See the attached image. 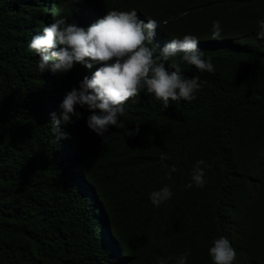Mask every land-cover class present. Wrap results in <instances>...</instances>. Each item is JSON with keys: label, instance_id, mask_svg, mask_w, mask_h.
Wrapping results in <instances>:
<instances>
[{"label": "trees", "instance_id": "16d2710c", "mask_svg": "<svg viewBox=\"0 0 264 264\" xmlns=\"http://www.w3.org/2000/svg\"><path fill=\"white\" fill-rule=\"evenodd\" d=\"M41 15L65 144L26 72ZM81 164L135 264H264V0H0V264H105L49 233Z\"/></svg>", "mask_w": 264, "mask_h": 264}, {"label": "clouds", "instance_id": "9594fccd", "mask_svg": "<svg viewBox=\"0 0 264 264\" xmlns=\"http://www.w3.org/2000/svg\"><path fill=\"white\" fill-rule=\"evenodd\" d=\"M25 31L24 46H27L26 50L31 59L30 67L26 72L40 75L42 81L51 88L55 95L47 98L49 126L55 132L56 142L65 144L67 140H71V136L63 120V112L55 93L59 88L57 75L59 74L62 45L58 42L60 36L54 19L48 15H41L39 25H29ZM55 48L57 51L54 50ZM49 53L55 54V62L48 59ZM28 131L32 134L35 132L33 128H29ZM66 151V155L74 154L79 157V152L74 146ZM67 179L75 181L74 185L78 186L70 185V188H59L54 192V200L62 211L60 215H55L50 219L49 233L53 231V224L57 222L59 240L74 238L75 248L69 256L77 254L91 263L135 264L118 230L112 223L107 204L87 176L84 166L76 167L75 173L66 171L64 180ZM148 238L151 240V236ZM232 246L234 244L231 240L230 248ZM228 264H239L237 256L232 258L228 254Z\"/></svg>", "mask_w": 264, "mask_h": 264}, {"label": "bare ground", "instance_id": "6f19581e", "mask_svg": "<svg viewBox=\"0 0 264 264\" xmlns=\"http://www.w3.org/2000/svg\"><path fill=\"white\" fill-rule=\"evenodd\" d=\"M41 40V39H40ZM52 45V44H51ZM51 47H54V46H51ZM55 51H57V48H55L54 49ZM49 55V58L48 59H50L52 62H55V60H56V56H55V54H52V53H49L48 54ZM91 74V73H90ZM80 165V164H79Z\"/></svg>", "mask_w": 264, "mask_h": 264}]
</instances>
